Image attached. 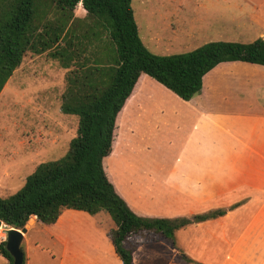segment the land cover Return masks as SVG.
Instances as JSON below:
<instances>
[{
	"label": "trees",
	"instance_id": "16d2710c",
	"mask_svg": "<svg viewBox=\"0 0 264 264\" xmlns=\"http://www.w3.org/2000/svg\"><path fill=\"white\" fill-rule=\"evenodd\" d=\"M77 4L86 11L83 19L73 13ZM26 51L47 52L67 69L60 111L77 116L78 124L62 157L39 163L20 189L0 196V220L8 227L20 229L31 216L40 225L53 224L61 207L83 210L111 239L122 264H133L141 243L163 238L174 245L179 229L227 213L218 208L192 217L140 215L116 190L105 159L143 74L190 100L201 92L203 76L221 62L264 65V39L211 41L188 52L158 55L139 38L131 0H0V92ZM0 255L12 263L5 241Z\"/></svg>",
	"mask_w": 264,
	"mask_h": 264
},
{
	"label": "crops",
	"instance_id": "0c3cea01",
	"mask_svg": "<svg viewBox=\"0 0 264 264\" xmlns=\"http://www.w3.org/2000/svg\"><path fill=\"white\" fill-rule=\"evenodd\" d=\"M131 7L141 42L158 55L200 40L202 45L264 39V0H131ZM76 11L75 17L83 19L82 4ZM44 54L30 57L31 63ZM120 134L132 146L134 136L157 143L162 154L151 163L143 162V154L130 148V156L122 151L120 161L125 170L145 168L165 174L163 184L168 190L191 196L192 185H257L264 181V65L221 62L203 76L201 92L190 100H182L143 74L121 112L113 151ZM119 194L140 215L166 217L143 214ZM65 208L78 210L61 207L57 221L49 225H40L31 216L22 242L38 224L59 244L48 249L56 264H122L111 239L92 216ZM169 252L160 242L141 243L133 251V264H173L167 259ZM23 254V264H34L38 251L28 245Z\"/></svg>",
	"mask_w": 264,
	"mask_h": 264
},
{
	"label": "rangeland",
	"instance_id": "374dc122",
	"mask_svg": "<svg viewBox=\"0 0 264 264\" xmlns=\"http://www.w3.org/2000/svg\"><path fill=\"white\" fill-rule=\"evenodd\" d=\"M76 6L74 15H77ZM201 42L167 55L191 51L201 46ZM85 55H89V51ZM34 56L31 51L25 52L18 67L20 71L11 75L0 92L2 197L20 189L26 176L39 163L62 157L77 130V117L60 111L66 70L47 52L31 63L30 57ZM42 81V87L38 88ZM132 140L133 146L120 134L106 164L116 189L138 211L176 218L192 217L218 208L227 210L222 217L179 229L175 233L174 245L163 238L155 240L170 248L167 257L170 263L264 264V181L257 185H202L200 188L192 185L191 196L180 194L166 188L163 184L165 174L145 168L125 170L122 167L121 152L129 148L133 153H142L140 158L145 163H151L158 153L162 154L154 141L143 142L135 136ZM128 153L130 156L132 152ZM123 158L126 162L130 159L127 154ZM236 203H240L239 206L229 210ZM66 210L86 215L82 211ZM2 234L5 236L4 227L0 228V236ZM28 245L38 251L34 264H56L48 256V249H55L59 244L54 237L47 236L43 227L37 224L31 228L21 243L22 250ZM0 264H7L1 255Z\"/></svg>",
	"mask_w": 264,
	"mask_h": 264
},
{
	"label": "water",
	"instance_id": "95a60500",
	"mask_svg": "<svg viewBox=\"0 0 264 264\" xmlns=\"http://www.w3.org/2000/svg\"><path fill=\"white\" fill-rule=\"evenodd\" d=\"M4 225L6 224L0 220V227ZM27 228L28 224L26 223L25 226L20 229L15 227L5 229V248L13 259L11 264H23L24 254L21 249V243Z\"/></svg>",
	"mask_w": 264,
	"mask_h": 264
},
{
	"label": "built area",
	"instance_id": "2783aa9c",
	"mask_svg": "<svg viewBox=\"0 0 264 264\" xmlns=\"http://www.w3.org/2000/svg\"><path fill=\"white\" fill-rule=\"evenodd\" d=\"M3 227H4V232H5V229H6V228H9L7 225H4V226H2V227H0V228H3ZM0 237L3 239V241H5V237H6V235L4 236V234H2Z\"/></svg>",
	"mask_w": 264,
	"mask_h": 264
}]
</instances>
